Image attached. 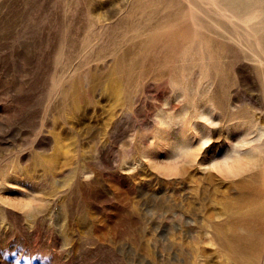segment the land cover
Listing matches in <instances>:
<instances>
[{"label":"rangeland","instance_id":"rangeland-1","mask_svg":"<svg viewBox=\"0 0 264 264\" xmlns=\"http://www.w3.org/2000/svg\"><path fill=\"white\" fill-rule=\"evenodd\" d=\"M72 1L0 0V264H264V217L251 237L239 219L264 208L252 51L230 41L224 109L153 85L128 107L96 48L134 0ZM191 1L208 24L249 29Z\"/></svg>","mask_w":264,"mask_h":264},{"label":"bare ground","instance_id":"bare-ground-1","mask_svg":"<svg viewBox=\"0 0 264 264\" xmlns=\"http://www.w3.org/2000/svg\"><path fill=\"white\" fill-rule=\"evenodd\" d=\"M202 1L233 24H237L235 18L247 22L249 29L233 30L227 27V22L209 15L208 24L201 17V11L205 10L195 1L192 3L195 8L187 11L181 0H134L129 14L105 27L100 38L103 41L95 48L99 54L108 52L112 56L117 73L116 90L123 92L128 107L138 87L153 85L162 92H171V97L185 95L187 109L205 102L224 109L230 102V89L234 85L231 70L237 58L230 41L252 51V60L257 62L256 69L264 83V0ZM84 39L91 42L89 36ZM229 57L233 59L228 60ZM179 112L165 116L177 121ZM251 203L253 211L239 217L245 224V237L255 234L249 222L264 217L261 202L254 199Z\"/></svg>","mask_w":264,"mask_h":264}]
</instances>
